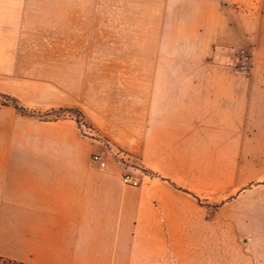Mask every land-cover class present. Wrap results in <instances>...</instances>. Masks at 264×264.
I'll return each mask as SVG.
<instances>
[{
    "label": "crops",
    "instance_id": "obj_1",
    "mask_svg": "<svg viewBox=\"0 0 264 264\" xmlns=\"http://www.w3.org/2000/svg\"><path fill=\"white\" fill-rule=\"evenodd\" d=\"M0 95V264L264 263V0H0Z\"/></svg>",
    "mask_w": 264,
    "mask_h": 264
},
{
    "label": "rangeland",
    "instance_id": "obj_2",
    "mask_svg": "<svg viewBox=\"0 0 264 264\" xmlns=\"http://www.w3.org/2000/svg\"><path fill=\"white\" fill-rule=\"evenodd\" d=\"M240 52H246L251 56L250 51L244 47L241 48ZM2 105H8V103L6 102L5 99L0 97V106ZM27 110L31 113L37 114L39 117H42L44 119H47V118L54 119L57 117L59 118V117L65 116L63 113L58 114L57 112H55L56 114L54 113L45 114V113H41L35 110L34 111L29 110V109ZM129 173H131L134 176L136 175L130 171ZM261 174H264V157H261V154H259L256 160H252V165L250 167H247V170L243 169L242 175H243V178H245V177H255ZM257 193H260L261 195H263L264 189H259ZM259 209L262 212L258 213V216H263L264 215V203L260 205ZM199 227L201 228V225H199ZM207 232H208V239H222L223 237L218 231L216 225L210 227ZM182 233L184 234L186 232L179 231L178 233L179 236ZM180 238H183V237L180 236ZM194 239L199 240V241L201 240V230L200 229L197 230V232L195 231ZM225 241L227 242L225 245H219L218 240L216 241L212 240L211 241L212 246L210 247H202L200 243L199 245H195L193 249L190 248L191 250H193V255L190 258L188 257L187 261L189 262L188 263L186 262V264H264V263H258V262L253 261L252 256L250 255V245L247 244V245L242 246L241 245L242 240L236 241L235 235H233L232 232L230 231L227 232L225 236ZM180 250L184 251L185 248H179V251ZM188 255H189V252H188ZM183 256H185V254Z\"/></svg>",
    "mask_w": 264,
    "mask_h": 264
},
{
    "label": "built area",
    "instance_id": "obj_3",
    "mask_svg": "<svg viewBox=\"0 0 264 264\" xmlns=\"http://www.w3.org/2000/svg\"><path fill=\"white\" fill-rule=\"evenodd\" d=\"M252 64L251 56L246 52H241L237 69L242 72H248ZM92 159L99 163V166L103 167L105 165V162L101 160L100 156L98 154H93ZM122 180L124 183L129 184L131 186H137L139 184V180L136 176L132 175L129 172H126L122 175Z\"/></svg>",
    "mask_w": 264,
    "mask_h": 264
},
{
    "label": "trees",
    "instance_id": "obj_4",
    "mask_svg": "<svg viewBox=\"0 0 264 264\" xmlns=\"http://www.w3.org/2000/svg\"><path fill=\"white\" fill-rule=\"evenodd\" d=\"M0 97H2L3 99L6 100V102L8 104H11L15 107V109L19 110L20 112H23L25 114H30L31 112H29L24 106H22L21 104H19V102L17 100H15L14 98L8 96V95H0ZM58 114L61 113H65L67 115H72L74 117V119L76 120V122L79 124H81V120H80V114L73 110V109H60L57 111ZM33 114V113H32Z\"/></svg>",
    "mask_w": 264,
    "mask_h": 264
}]
</instances>
